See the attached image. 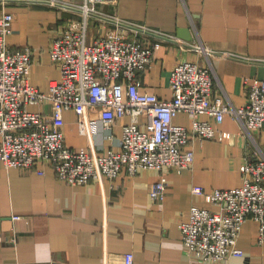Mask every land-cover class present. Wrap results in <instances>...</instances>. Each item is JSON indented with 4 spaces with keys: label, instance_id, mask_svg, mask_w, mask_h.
Wrapping results in <instances>:
<instances>
[{
    "label": "crops",
    "instance_id": "0c3cea01",
    "mask_svg": "<svg viewBox=\"0 0 264 264\" xmlns=\"http://www.w3.org/2000/svg\"><path fill=\"white\" fill-rule=\"evenodd\" d=\"M7 10L15 15L7 43L13 48L33 49L29 82L47 90L50 80L60 79L48 54L51 42L77 16L26 3L11 4ZM99 10L177 37L182 29L191 33L192 41L178 37L187 42L188 50L166 43L155 52L148 69L138 74L142 91L169 99L168 75L184 60L209 64L234 106L247 101L245 79L264 82V0H118L116 6L101 4ZM112 28L93 19L88 27L89 41ZM196 44L204 50L190 49ZM32 107L51 113L47 104ZM87 114L96 120L99 110L89 109ZM225 117L218 126L221 140L218 132L214 140L189 142L194 153L189 169L181 174L166 170L161 203L150 198V185L160 177L153 170L132 177L122 170L113 180L100 176L73 186L59 181L48 165L38 166L41 175L32 169H5L0 162V264H124L126 253L132 255L133 264H264V243L257 242L254 220L244 223L238 236L237 247L243 257L200 262L183 247L178 224L188 218L192 206L216 211L208 194L239 186L241 167L251 155L248 137L234 120ZM63 119L67 146L94 155L118 150L122 123L130 122L125 118L96 135H85L74 112L65 111ZM174 123L189 129L192 118L181 112ZM252 134L264 152V130ZM195 186L203 188L201 195L192 194Z\"/></svg>",
    "mask_w": 264,
    "mask_h": 264
},
{
    "label": "built area",
    "instance_id": "2783aa9c",
    "mask_svg": "<svg viewBox=\"0 0 264 264\" xmlns=\"http://www.w3.org/2000/svg\"><path fill=\"white\" fill-rule=\"evenodd\" d=\"M24 3L77 16L51 42L48 54L60 71V79L50 80L43 91L29 82L33 49L13 48L7 43L15 22L14 13L7 7ZM117 3L118 0H0V162L5 169H32L41 175L43 171L38 166L48 165L59 181L73 186L100 176L113 180L122 170L130 177L153 170L160 177L150 185V198L161 203L166 193V170L181 174L189 169L194 161L189 142L216 139L218 126L228 116L248 137L249 149L251 146V155L241 167L242 182L232 189L210 192L209 202L217 210L192 206L178 228L183 247L194 260L243 257L237 241L248 220L257 223V242L264 243V152L252 134L264 130V82L245 79L247 101L234 106L209 64L184 60L174 65L168 75L169 99L142 91L138 74L148 69L163 44H173L181 50L189 47L176 34L99 10L101 4ZM93 19L113 28L89 41L88 27ZM190 49L204 50L198 44ZM46 104L51 106L50 115L29 109ZM95 108L99 117L90 119L87 111ZM65 111L74 112L79 130L85 135H96L100 129H110L129 118V123H122L119 149L97 155L71 149L63 134ZM181 112L192 118L189 129L174 123V117ZM201 115L209 119H201ZM218 135L221 140V133ZM191 192L201 195L203 188L195 186ZM123 257L124 264H133L130 253Z\"/></svg>",
    "mask_w": 264,
    "mask_h": 264
},
{
    "label": "water",
    "instance_id": "95a60500",
    "mask_svg": "<svg viewBox=\"0 0 264 264\" xmlns=\"http://www.w3.org/2000/svg\"><path fill=\"white\" fill-rule=\"evenodd\" d=\"M185 30H187V31H185ZM178 35H179L181 38H183V39H185V40H187V41H192V35H191V33H189L188 29H182V30H179V31H178ZM179 36H178V37H179Z\"/></svg>",
    "mask_w": 264,
    "mask_h": 264
},
{
    "label": "rangeland",
    "instance_id": "374dc122",
    "mask_svg": "<svg viewBox=\"0 0 264 264\" xmlns=\"http://www.w3.org/2000/svg\"><path fill=\"white\" fill-rule=\"evenodd\" d=\"M29 109H33V107L32 106H29Z\"/></svg>",
    "mask_w": 264,
    "mask_h": 264
}]
</instances>
